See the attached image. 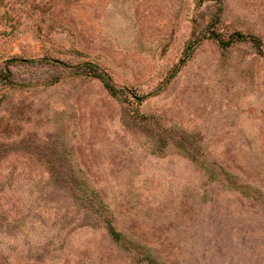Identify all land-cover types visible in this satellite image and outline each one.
Instances as JSON below:
<instances>
[{"label":"rangeland","instance_id":"obj_1","mask_svg":"<svg viewBox=\"0 0 264 264\" xmlns=\"http://www.w3.org/2000/svg\"><path fill=\"white\" fill-rule=\"evenodd\" d=\"M0 264H264V0H0Z\"/></svg>","mask_w":264,"mask_h":264},{"label":"trees","instance_id":"obj_2","mask_svg":"<svg viewBox=\"0 0 264 264\" xmlns=\"http://www.w3.org/2000/svg\"><path fill=\"white\" fill-rule=\"evenodd\" d=\"M239 37H242V35H240ZM106 87L111 91V92H115V88L112 84H110L109 82H106Z\"/></svg>","mask_w":264,"mask_h":264}]
</instances>
